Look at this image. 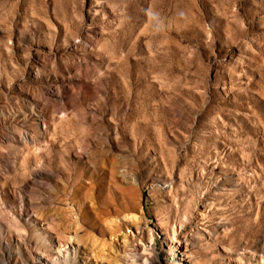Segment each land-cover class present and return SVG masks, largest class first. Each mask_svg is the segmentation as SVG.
<instances>
[{"label": "rangeland", "instance_id": "1", "mask_svg": "<svg viewBox=\"0 0 264 264\" xmlns=\"http://www.w3.org/2000/svg\"><path fill=\"white\" fill-rule=\"evenodd\" d=\"M179 262L264 264V0H0V264Z\"/></svg>", "mask_w": 264, "mask_h": 264}, {"label": "bare ground", "instance_id": "2", "mask_svg": "<svg viewBox=\"0 0 264 264\" xmlns=\"http://www.w3.org/2000/svg\"><path fill=\"white\" fill-rule=\"evenodd\" d=\"M130 246H128V245H125L124 246V251H123V255H124V257L126 258V259H131V260H133V261H135L136 259H137V252H136V248H130ZM181 248H182V250H183V253H184V256H185V259H186V261L187 260H189V261H191L192 260V254H191V252H190V250H189V248H188V246L186 245V244H183L182 246H181ZM126 249H128V250H126ZM45 255V254H44ZM47 256V258H49V259H51L52 257L51 256H49V255H46ZM181 259V258H180ZM178 264H183L182 262H179Z\"/></svg>", "mask_w": 264, "mask_h": 264}]
</instances>
